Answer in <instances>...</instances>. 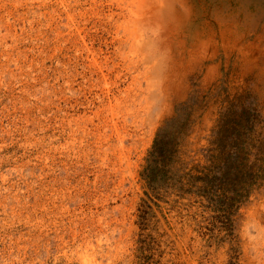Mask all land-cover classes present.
<instances>
[{
  "label": "rangeland",
  "instance_id": "obj_1",
  "mask_svg": "<svg viewBox=\"0 0 264 264\" xmlns=\"http://www.w3.org/2000/svg\"><path fill=\"white\" fill-rule=\"evenodd\" d=\"M227 100L264 119V0H0V264H139L158 133ZM161 197L157 264H264V183L232 227Z\"/></svg>",
  "mask_w": 264,
  "mask_h": 264
},
{
  "label": "trees",
  "instance_id": "obj_2",
  "mask_svg": "<svg viewBox=\"0 0 264 264\" xmlns=\"http://www.w3.org/2000/svg\"><path fill=\"white\" fill-rule=\"evenodd\" d=\"M240 104V105H238ZM220 114L205 146L188 150L187 138L194 123L187 117L176 132L161 130L141 172L146 199L140 206L139 264H157L156 239L145 231L153 211L151 202L175 191L189 195L190 205L212 209L225 226L252 193L264 183V119L262 108L244 109L243 102L222 101ZM237 108L241 111H237ZM156 203V202H155Z\"/></svg>",
  "mask_w": 264,
  "mask_h": 264
}]
</instances>
